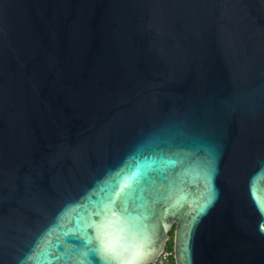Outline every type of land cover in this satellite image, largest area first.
<instances>
[{
  "label": "water",
  "instance_id": "95a60500",
  "mask_svg": "<svg viewBox=\"0 0 264 264\" xmlns=\"http://www.w3.org/2000/svg\"><path fill=\"white\" fill-rule=\"evenodd\" d=\"M170 238L264 264V0H0V264Z\"/></svg>",
  "mask_w": 264,
  "mask_h": 264
},
{
  "label": "built area",
  "instance_id": "2783aa9c",
  "mask_svg": "<svg viewBox=\"0 0 264 264\" xmlns=\"http://www.w3.org/2000/svg\"><path fill=\"white\" fill-rule=\"evenodd\" d=\"M171 257L172 253L165 249V251L159 257L157 264H169Z\"/></svg>",
  "mask_w": 264,
  "mask_h": 264
},
{
  "label": "trees",
  "instance_id": "16d2710c",
  "mask_svg": "<svg viewBox=\"0 0 264 264\" xmlns=\"http://www.w3.org/2000/svg\"><path fill=\"white\" fill-rule=\"evenodd\" d=\"M170 236L172 237V233L170 234ZM165 249H166L167 251H170V252L172 251V241H171V239H170L169 242L167 243ZM169 264H174L172 257H171V259H170Z\"/></svg>",
  "mask_w": 264,
  "mask_h": 264
},
{
  "label": "rangeland",
  "instance_id": "374dc122",
  "mask_svg": "<svg viewBox=\"0 0 264 264\" xmlns=\"http://www.w3.org/2000/svg\"><path fill=\"white\" fill-rule=\"evenodd\" d=\"M171 239V238H170Z\"/></svg>",
  "mask_w": 264,
  "mask_h": 264
}]
</instances>
